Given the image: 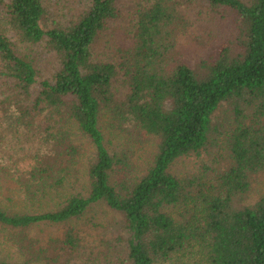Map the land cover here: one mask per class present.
I'll return each mask as SVG.
<instances>
[{"label":"trees","instance_id":"1","mask_svg":"<svg viewBox=\"0 0 264 264\" xmlns=\"http://www.w3.org/2000/svg\"><path fill=\"white\" fill-rule=\"evenodd\" d=\"M69 3L48 28L43 0L2 5L0 247L27 262L53 251L66 264L118 253L119 264H264V195L243 204L264 172V0L137 2L109 61L94 47L127 2ZM192 5L231 22L210 53L196 39L194 64L177 51L201 15ZM39 46L48 77L29 50ZM193 156L197 172H172ZM98 204L125 238L97 233L86 213ZM39 226L55 231L36 250L27 233Z\"/></svg>","mask_w":264,"mask_h":264},{"label":"rangeland","instance_id":"2","mask_svg":"<svg viewBox=\"0 0 264 264\" xmlns=\"http://www.w3.org/2000/svg\"><path fill=\"white\" fill-rule=\"evenodd\" d=\"M6 0H0V28L6 31V26L4 24V17L2 15V5ZM46 5L49 7V15L46 16L45 27H50L51 20L53 18L57 19L56 13H60L57 11V2L58 0H43ZM81 1L83 0H65V2H70L69 4H73L75 7L79 6ZM127 2V6L125 8V12L121 19L117 22L113 23L109 26V29L99 35L97 42L94 47V55L97 59H101L104 61H109L111 55H113L114 49L118 47V45H126L130 38V30L132 26V18L133 13L131 14L132 7L137 2L144 3L145 0H125ZM194 13L199 12L201 15H198V21L193 23L190 28V34L187 38V41L181 43L177 51L178 54L182 55V57L189 59V62L195 63L196 57L194 55L195 49H198L199 46L194 45L196 39L201 43V47H204L206 52H212L217 45L220 44L221 41L229 37L231 30V22L230 17L228 15L223 16L225 13L220 12L217 16L209 13V9L206 7L202 8L199 5H192V9ZM63 17V16H62ZM226 18V20L224 19ZM11 37V35H9ZM193 40V42L188 40ZM32 56L38 59L39 69L41 71V75L48 77L52 71V59L45 50L43 46L32 47L29 49ZM113 145H116V141H113ZM152 144H144L140 149V164H142L145 160L151 157L152 153ZM201 157H204L202 155ZM198 162L197 157H188L181 158L177 160L171 170L174 174L179 176H187L188 174L197 172V166L195 165ZM139 165V164H138ZM262 195H264V172L258 173L252 177L251 181V189L249 194L243 199V204H253L257 201ZM86 218L91 219L93 224H96L98 227L97 233H106L107 239H111L118 236L119 233L124 238L125 234H123L120 229L115 227V221L119 217L112 214L110 211L106 209L103 205H94L92 208L86 213ZM88 224V223H87ZM112 228V229H111ZM54 228H46L44 226L35 227L30 230L27 234L29 238H33L34 248L41 249L46 246L45 240L49 234H54ZM38 239V240H36ZM0 240H3V233H0ZM96 248L93 250V255H98L99 252L103 251V248ZM120 251H122V246H120ZM53 251L45 252L46 256L50 258L49 262L45 260H26L23 256L18 253H15V249L10 247L8 243L4 244V247H0V259L4 258L7 261H11L16 264H66L67 257L64 255H60L58 260L54 262L53 260L56 258V255L52 253ZM87 253V252H86ZM118 253V252H116ZM90 255V254H89ZM122 259V255L120 253L113 254L109 256L107 259H102V261H98L96 258V263L93 264H119V260ZM88 261V260H87ZM85 260V257H73L70 264H86L88 263ZM27 262V263H25ZM90 264V263H88Z\"/></svg>","mask_w":264,"mask_h":264}]
</instances>
